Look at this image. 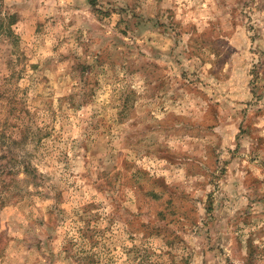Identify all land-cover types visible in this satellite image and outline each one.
Here are the masks:
<instances>
[{
    "label": "rangeland",
    "instance_id": "1",
    "mask_svg": "<svg viewBox=\"0 0 264 264\" xmlns=\"http://www.w3.org/2000/svg\"><path fill=\"white\" fill-rule=\"evenodd\" d=\"M0 264H264V0H0Z\"/></svg>",
    "mask_w": 264,
    "mask_h": 264
}]
</instances>
